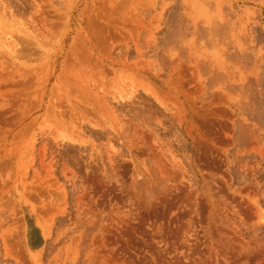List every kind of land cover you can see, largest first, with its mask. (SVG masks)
<instances>
[{
    "label": "rangeland",
    "instance_id": "obj_1",
    "mask_svg": "<svg viewBox=\"0 0 264 264\" xmlns=\"http://www.w3.org/2000/svg\"><path fill=\"white\" fill-rule=\"evenodd\" d=\"M0 264H264V0H0Z\"/></svg>",
    "mask_w": 264,
    "mask_h": 264
}]
</instances>
